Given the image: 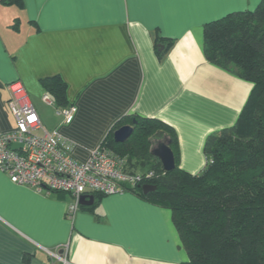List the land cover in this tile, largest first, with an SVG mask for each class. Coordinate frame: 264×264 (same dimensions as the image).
<instances>
[{
  "label": "crops",
  "instance_id": "1",
  "mask_svg": "<svg viewBox=\"0 0 264 264\" xmlns=\"http://www.w3.org/2000/svg\"><path fill=\"white\" fill-rule=\"evenodd\" d=\"M261 1L24 0V9L0 3V134L15 129L8 89L20 81L43 126L74 142L77 161H89L114 125L134 114L172 127L178 166L200 173L208 136L237 122L253 88L206 59L204 26L254 11ZM157 37L174 42L161 58ZM52 76L67 82L76 107L70 124L43 101L42 80ZM141 167L128 162L131 172L150 171ZM85 195L94 202L68 215L73 195L37 193L0 171V264H61L47 250L66 244L69 264L185 260L170 210L127 191Z\"/></svg>",
  "mask_w": 264,
  "mask_h": 264
},
{
  "label": "trees",
  "instance_id": "2",
  "mask_svg": "<svg viewBox=\"0 0 264 264\" xmlns=\"http://www.w3.org/2000/svg\"><path fill=\"white\" fill-rule=\"evenodd\" d=\"M0 3L25 8L24 0ZM173 44L157 37V55L161 58ZM204 53L210 63L235 73L253 88L237 122L208 136L207 163L200 173L191 174L178 166L177 134L155 118L124 116L100 148L123 158L127 169L129 162L154 172L126 191L171 211L179 248L185 254L181 264H264V0L254 11L230 13L207 23ZM42 85L55 107L72 105L61 76L47 77ZM128 124L134 127L133 134L117 143L114 132ZM154 141L170 144L175 170L165 172L151 154ZM145 184L156 190L145 193Z\"/></svg>",
  "mask_w": 264,
  "mask_h": 264
},
{
  "label": "built area",
  "instance_id": "3",
  "mask_svg": "<svg viewBox=\"0 0 264 264\" xmlns=\"http://www.w3.org/2000/svg\"><path fill=\"white\" fill-rule=\"evenodd\" d=\"M8 106L15 120V129L0 134V171L18 186L31 188L37 193H69L74 203L67 214L75 213L80 198L88 192L105 196L122 194L154 172L134 173L126 168V162L105 149L98 148L89 161L81 163L72 156L74 142L59 130H47L33 105L27 90L20 81L9 85ZM48 105L54 102L43 96ZM70 124L76 107L57 108ZM68 245H62L47 253L61 264H69Z\"/></svg>",
  "mask_w": 264,
  "mask_h": 264
},
{
  "label": "water",
  "instance_id": "4",
  "mask_svg": "<svg viewBox=\"0 0 264 264\" xmlns=\"http://www.w3.org/2000/svg\"><path fill=\"white\" fill-rule=\"evenodd\" d=\"M134 132L132 125H125L114 132V140L117 143L126 142ZM151 154L158 158L162 163L165 172H171L176 169V159L174 152L168 142H159L157 146L151 151ZM145 193L156 190V186L145 184L143 185ZM95 197L93 195H82L80 198L81 205H90L94 202Z\"/></svg>",
  "mask_w": 264,
  "mask_h": 264
},
{
  "label": "rangeland",
  "instance_id": "5",
  "mask_svg": "<svg viewBox=\"0 0 264 264\" xmlns=\"http://www.w3.org/2000/svg\"><path fill=\"white\" fill-rule=\"evenodd\" d=\"M133 126V125H132ZM157 144L158 143H155V141H154V144H153V146H152V148H151V151L157 146ZM143 167H145V166H142L140 169H142ZM147 168V167H146ZM139 171H141V170H139Z\"/></svg>",
  "mask_w": 264,
  "mask_h": 264
}]
</instances>
